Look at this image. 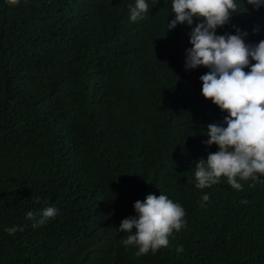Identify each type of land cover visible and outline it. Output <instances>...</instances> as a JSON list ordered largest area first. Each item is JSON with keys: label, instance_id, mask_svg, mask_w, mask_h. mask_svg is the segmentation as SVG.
<instances>
[{"label": "trees", "instance_id": "1", "mask_svg": "<svg viewBox=\"0 0 264 264\" xmlns=\"http://www.w3.org/2000/svg\"><path fill=\"white\" fill-rule=\"evenodd\" d=\"M235 2L216 34L264 40V6ZM135 3L0 0V264H264V177L195 186L218 150L208 125L228 115L202 95L210 70L185 66L199 18L167 29L171 0H146L133 22ZM148 194L180 204L186 226L137 256L119 226ZM44 207L59 213L32 227Z\"/></svg>", "mask_w": 264, "mask_h": 264}, {"label": "clouds", "instance_id": "2", "mask_svg": "<svg viewBox=\"0 0 264 264\" xmlns=\"http://www.w3.org/2000/svg\"><path fill=\"white\" fill-rule=\"evenodd\" d=\"M8 3L18 5L19 0ZM247 3L254 8L264 6V0ZM171 9L175 17L168 21L167 29L177 24L192 25L194 18H199L190 33L192 47L186 49L185 66L210 70L200 76L202 95L228 113L222 123L208 125L209 138L203 143L215 144L218 150L196 163L195 186L210 187L224 176L233 189L242 190L239 181H260L264 177V40L247 44L243 39L246 33L239 29L236 34H216L217 27L239 12L235 0H171ZM148 11L146 0H136L135 6H129V19L135 22ZM250 59L255 63L250 64ZM245 68L250 70L246 72ZM208 199L207 194L202 197L203 201ZM34 200L39 203L40 197ZM133 208L136 215L124 218L119 228L128 233L122 241L125 246H138L137 256L167 247L173 231L186 226L185 209L164 194H148L143 202L135 201ZM58 213L55 207H44L29 210L26 218L35 220V228ZM18 230L23 231V227L6 229L10 235ZM183 250L182 245L177 247L178 252Z\"/></svg>", "mask_w": 264, "mask_h": 264}]
</instances>
